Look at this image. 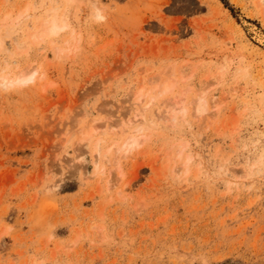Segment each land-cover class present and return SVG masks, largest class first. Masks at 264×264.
<instances>
[{"label": "rangeland", "instance_id": "rangeland-1", "mask_svg": "<svg viewBox=\"0 0 264 264\" xmlns=\"http://www.w3.org/2000/svg\"><path fill=\"white\" fill-rule=\"evenodd\" d=\"M224 1L0 0V79L36 70L0 86V264H264V0Z\"/></svg>", "mask_w": 264, "mask_h": 264}, {"label": "bare ground", "instance_id": "bare-ground-1", "mask_svg": "<svg viewBox=\"0 0 264 264\" xmlns=\"http://www.w3.org/2000/svg\"><path fill=\"white\" fill-rule=\"evenodd\" d=\"M54 11H56V10H54ZM55 13V12H54ZM96 16H98V17H101V14H100V11H99V9L97 8L96 9V11H95V13H94ZM48 15H49V13H48ZM52 15H53V13H52ZM55 15H53V17L51 18V21H50V19H49V23H48V25H46L45 23L42 25V27H43V35H56V34H58L59 32H60V30L61 29H63L65 26H64V24H62L61 22H59V20L56 18V17H54ZM59 19H61L60 17H59ZM45 21H47V20H45ZM47 23V22H46ZM44 26H45V28H44ZM41 27V28H42ZM37 28H38V26H37ZM36 28V29H37ZM34 31V30H33ZM39 31H37L36 33H38ZM40 33V32H39ZM38 33V34H39ZM41 33V34H42ZM30 34V33H29ZM34 34V33H33ZM33 34H32V36L31 37H33ZM41 34H39V37H37L38 39L40 38V36H41ZM256 34V36L259 38V40L261 41L262 39H263V37L261 36V35H258L257 33H255ZM72 36V35H71ZM42 37H44V36H42ZM34 38H36L35 36H34ZM34 38H32V40L34 39ZM36 38V39H37ZM71 38H73V36L71 37ZM43 40V39H42ZM37 41V40H36ZM65 41H68V40H65ZM263 44V43H262ZM19 49V48H18ZM12 54V53H11ZM18 54V53H17ZM20 54V53H19ZM5 70V69H4ZM29 70V69H28ZM17 73V72H16ZM6 75V74H5ZM4 75V76H5ZM35 75H36V70L35 69H32V70H29V71H24V70H21V71H19V73L16 75V77L15 78H10V77H3V79H0V86L1 87H3V88H9V87H11V86H13V85H16V84H24V83H27V82H30V81H34L35 80ZM6 76H8V75H6ZM0 77H2V76H0ZM139 87V86H138ZM137 87V89H139ZM142 87L143 86H141V89H139V90H136V91H134V93L133 94H135L134 96H136V100L135 101H141V92H142ZM157 88V87H156ZM162 92H165V91H167L168 90V86L164 83L163 84V86H162ZM158 90V89H157ZM235 91H236V89H235ZM239 92H240V90H239ZM235 93V92H234ZM216 98V97H215ZM214 100H216V99H214ZM182 100H177V101H175V106L173 105V107L172 108H169V109H167L166 111V114H164L163 116H162V118L161 119H170V118H174V115H175V112H176V110H177V108L179 107L178 105H180L179 103L181 102ZM213 101V100H212ZM219 101V100H218ZM220 102V101H219ZM219 102H216V101H214V104H216L215 106H211L207 101H206V99H202L201 101H199V103L196 105V108H195V110H196V112H197V115L200 117H204V114L207 112V111H209V113H211V114H216V111L219 109H217V107H218V105H219ZM135 104H137L138 105V107H139V103H136V102H134ZM133 104V103H132ZM142 104V103H141ZM208 104H209V106H211V107H208ZM212 104V103H211ZM214 104H212V105H214ZM221 104V103H220ZM134 105V104H133ZM147 105H149V102H147V104H146V106ZM144 106V105H143ZM142 106V107H143ZM135 107V108H134ZM134 107H133V112H134V118L132 117V118H130V120H132V119H135L136 120V118L137 117H143L144 118V116H145V114H144V110H143V112L141 113V109H140V107L138 108L137 106H135L134 105ZM141 107V108H142ZM171 107V106H170ZM220 107V106H219ZM146 109V108H145ZM141 110V111H140ZM212 112H211V111ZM165 112V111H164ZM208 113V114H209ZM215 116V115H214ZM139 117V118H140ZM147 117V116H146ZM164 117V118H163ZM170 117V118H169ZM210 117H212V116H210ZM150 118L151 119H154V117L153 116H150ZM145 119V118H144ZM143 119V120H144ZM124 120V119H123ZM117 121V120H116ZM115 121V122H116ZM128 122H133L134 123V120H132V121H128ZM113 123V122H112ZM132 124V123H131ZM103 125V124H102ZM113 125H114V123H113ZM112 126V125H111ZM111 126H109V124H108V127H111ZM87 129V128H86ZM90 129H92L91 127L88 129V131L86 132V133H91V131H90ZM93 130V129H92ZM133 137V136H132ZM84 139H87V137L85 136L82 140H84ZM139 143V141H137V138L135 139H130L129 141H126L125 143H123V145H122V147H120L119 148V150H120V152H122L123 153V155H122V157H124V156H127L128 157V155H129V153L131 152V150H132V148L134 147V146H136L137 144ZM112 148V147H111ZM95 152H96V160H95V164L96 165H94V166H96V167H101V166H99V162L101 163V161H100V151H99V142L98 141H96L95 143H94V149H93ZM118 150V149H117ZM108 151V150H107ZM78 152H80L79 150H78ZM178 152H180V151H178ZM121 153V154H122ZM82 154V153H81ZM80 153L78 154V155H81ZM116 155V154H115ZM119 156V155H118ZM179 156H180V153H179ZM116 157V156H115ZM78 158V157H77ZM106 159V158H105ZM114 159V158H113ZM118 159V158H117ZM110 160V159H109ZM103 162V161H102ZM185 163L186 164H188L189 163V161H185ZM97 173V172H96ZM110 181V180H109ZM107 182V184H108V186H109V184H110V182Z\"/></svg>", "mask_w": 264, "mask_h": 264}, {"label": "trees", "instance_id": "trees-1", "mask_svg": "<svg viewBox=\"0 0 264 264\" xmlns=\"http://www.w3.org/2000/svg\"><path fill=\"white\" fill-rule=\"evenodd\" d=\"M224 1V0H223ZM226 3V1H224ZM226 5L229 7V5L226 3ZM232 11H234V7H229Z\"/></svg>", "mask_w": 264, "mask_h": 264}]
</instances>
